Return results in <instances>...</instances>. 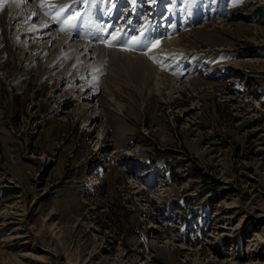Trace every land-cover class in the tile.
I'll return each instance as SVG.
<instances>
[{"label": "rangeland", "instance_id": "374dc122", "mask_svg": "<svg viewBox=\"0 0 264 264\" xmlns=\"http://www.w3.org/2000/svg\"><path fill=\"white\" fill-rule=\"evenodd\" d=\"M39 1L60 28L96 2ZM103 1L112 33L189 32L187 82L121 77L82 115L1 23L0 264H264V0H179L173 30V0Z\"/></svg>", "mask_w": 264, "mask_h": 264}, {"label": "bare ground", "instance_id": "6f19581e", "mask_svg": "<svg viewBox=\"0 0 264 264\" xmlns=\"http://www.w3.org/2000/svg\"><path fill=\"white\" fill-rule=\"evenodd\" d=\"M94 1L96 2L89 5L93 11L86 12L80 23L74 26L73 23L69 25L63 21L66 25L63 29L57 22L51 23L57 19L55 12L46 9L39 0H0V24L9 33L13 32L12 43L28 49V61L38 59L42 76L53 73L56 83L61 78L66 79L61 82L68 87L64 95L70 94L72 98L64 105L76 103V112L85 115L93 107L94 101L96 106L92 110L96 113L101 106L96 100L97 94L111 92L113 84L118 83L117 80H121V77H125L126 82L139 91L148 92L167 90L172 93L187 82L176 79L171 71L174 69L180 76L189 72L182 67L185 61H181L186 58L182 53L186 54L189 49L186 44L189 32H180L172 38L160 40L159 31H155L153 23L158 18V11L153 10L145 12L144 17H148L147 26L143 27L141 34L135 35L133 31L112 33L113 28H116L113 27L115 7L107 12L100 6L104 3L103 0L102 3L100 0ZM177 1L179 0H173L170 13L163 17L165 21L171 20L169 30L177 28L181 20L178 13L182 11L178 9ZM201 1L189 0L188 7L183 12H189L190 18L199 16L202 19L207 6ZM133 3L132 9L137 10L136 0ZM171 13L176 14L175 20L170 18ZM46 16H49L48 20ZM201 19L195 18L193 21ZM66 27L69 29L67 32ZM115 40H119V45L125 50L112 48ZM84 121L87 123V118Z\"/></svg>", "mask_w": 264, "mask_h": 264}, {"label": "snow or ice", "instance_id": "6c2138e0", "mask_svg": "<svg viewBox=\"0 0 264 264\" xmlns=\"http://www.w3.org/2000/svg\"><path fill=\"white\" fill-rule=\"evenodd\" d=\"M0 10H2V5H0Z\"/></svg>", "mask_w": 264, "mask_h": 264}]
</instances>
